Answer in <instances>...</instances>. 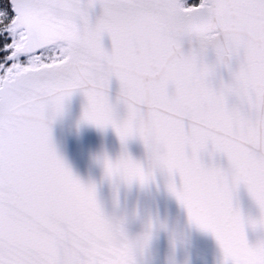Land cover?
I'll list each match as a JSON object with an SVG mask.
<instances>
[{
  "label": "snow or ice",
  "instance_id": "snow-or-ice-1",
  "mask_svg": "<svg viewBox=\"0 0 264 264\" xmlns=\"http://www.w3.org/2000/svg\"><path fill=\"white\" fill-rule=\"evenodd\" d=\"M74 94L118 144L98 178L53 137ZM153 191L218 264H264V0H0V264H151L161 234L180 264L187 232L121 201Z\"/></svg>",
  "mask_w": 264,
  "mask_h": 264
},
{
  "label": "water",
  "instance_id": "water-1",
  "mask_svg": "<svg viewBox=\"0 0 264 264\" xmlns=\"http://www.w3.org/2000/svg\"><path fill=\"white\" fill-rule=\"evenodd\" d=\"M83 98L74 94L66 101L65 110L62 116L57 118L53 125L54 140L65 155L73 168L83 177H99V169L91 162V155L102 147L109 151H115L118 144L114 133L109 129L103 133L88 125H80L77 122L81 113ZM101 198L111 207V193L107 186L101 189ZM240 201L246 213L256 214V209L247 198L246 193L241 190ZM121 201L128 204L139 201L145 208L157 212L161 217H167L181 234L187 232L185 246L176 252V259L180 264H218L220 251L214 239L205 233L197 230L187 229L184 224L183 213L174 202L169 201L162 194L153 192H132L121 193ZM252 234L250 233V236ZM167 239L161 234L153 243L150 255L151 264H163L167 255Z\"/></svg>",
  "mask_w": 264,
  "mask_h": 264
},
{
  "label": "rangeland",
  "instance_id": "rangeland-1",
  "mask_svg": "<svg viewBox=\"0 0 264 264\" xmlns=\"http://www.w3.org/2000/svg\"><path fill=\"white\" fill-rule=\"evenodd\" d=\"M8 7H10V6H8Z\"/></svg>",
  "mask_w": 264,
  "mask_h": 264
}]
</instances>
